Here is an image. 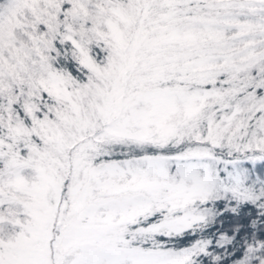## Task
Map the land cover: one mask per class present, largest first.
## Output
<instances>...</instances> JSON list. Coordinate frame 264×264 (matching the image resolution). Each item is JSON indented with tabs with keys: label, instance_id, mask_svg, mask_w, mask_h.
Listing matches in <instances>:
<instances>
[{
	"label": "snow or ice",
	"instance_id": "snow-or-ice-1",
	"mask_svg": "<svg viewBox=\"0 0 264 264\" xmlns=\"http://www.w3.org/2000/svg\"><path fill=\"white\" fill-rule=\"evenodd\" d=\"M0 264H264V0H0Z\"/></svg>",
	"mask_w": 264,
	"mask_h": 264
},
{
	"label": "trees",
	"instance_id": "trees-1",
	"mask_svg": "<svg viewBox=\"0 0 264 264\" xmlns=\"http://www.w3.org/2000/svg\"><path fill=\"white\" fill-rule=\"evenodd\" d=\"M230 223V221H228L227 219L225 220V226L227 228V225Z\"/></svg>",
	"mask_w": 264,
	"mask_h": 264
}]
</instances>
